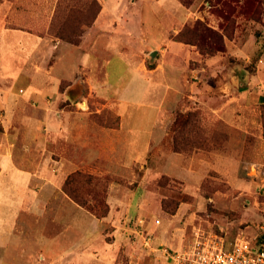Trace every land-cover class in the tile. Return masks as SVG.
Returning <instances> with one entry per match:
<instances>
[{
  "label": "crops",
  "instance_id": "1",
  "mask_svg": "<svg viewBox=\"0 0 264 264\" xmlns=\"http://www.w3.org/2000/svg\"><path fill=\"white\" fill-rule=\"evenodd\" d=\"M59 2L4 0L0 4V102H10L7 117L10 122L12 117H26V100L42 102L48 96L57 97L63 81H77L78 63L82 62L86 79L98 97L118 102L120 124H92L84 114L62 111L46 127L24 123L5 126L0 132V264H14L11 254L21 250L25 264H118V251L125 243V227L114 222L116 213L123 216L125 211L121 190L111 186L109 217L97 219L62 190L67 176L82 166L98 164L114 172L141 165L149 177L161 174L186 180L202 176L206 165L215 168L231 161L216 153L186 156L164 148L177 111L183 107L186 112L204 103L211 94V79L224 67L222 58H203L197 47L175 40L182 28L197 18L191 9L181 0H100L102 10L96 23L86 29L82 46L73 47L48 38ZM152 16L168 22L161 36L149 31ZM234 46L238 56L237 50H245L249 43ZM41 51L59 55L50 69L30 63L33 53ZM155 52L156 60L149 62L153 67H148L146 57ZM114 56L126 60L134 73L133 84L126 87L128 93L137 97L135 100L147 96L153 102L151 112L137 117L141 124L128 129L120 112L126 97L121 93L123 98H110L105 89L109 61ZM20 80L26 88L15 92ZM66 97L76 99L72 92ZM236 123L231 120L232 133L241 129ZM142 134L147 140L139 151ZM50 140L52 151L48 149ZM111 223L112 230L107 231ZM225 239L228 246L234 243Z\"/></svg>",
  "mask_w": 264,
  "mask_h": 264
},
{
  "label": "rangeland",
  "instance_id": "2",
  "mask_svg": "<svg viewBox=\"0 0 264 264\" xmlns=\"http://www.w3.org/2000/svg\"><path fill=\"white\" fill-rule=\"evenodd\" d=\"M91 1L60 0V8L66 10L60 15V19L65 21L70 16L75 17L77 22L81 17H78V9L87 8ZM181 1L197 17L195 20L191 19L193 21L185 26H193L195 22L201 21L225 38V50H222L219 47L220 35L211 36L203 32L206 36L203 37V43L207 44L208 37L211 36L218 45L211 47L214 54L212 57L200 54L203 58H222L224 67L219 69L214 79H211V94L205 98L204 103L197 107L191 106L192 108L186 112L182 111L183 107L177 111L195 112V117L185 132L188 142L184 146L186 156L203 153L207 157L210 153H216L230 157L231 161L225 160L215 168L206 165L203 177L186 180L161 174L152 178L146 175L147 169L141 165H129L121 171L108 172L104 167L95 164L82 166L70 173L63 182L62 190L70 199L86 203L98 214L105 212L108 205L109 212L107 211L104 218L92 214L100 220L107 219L111 212L109 204L111 186L115 184L120 188L123 206L121 203L116 206L118 208L121 206L125 211L123 216L121 212L116 213L117 219L114 222L125 227L123 236L125 243L119 248L118 264H170L165 259L163 250L187 246L197 229L224 234L231 242L238 238L246 239L254 246L257 244L259 246L264 236L261 229L264 226V181L250 169L251 165L264 168V12H260V7L264 8V0ZM74 7L76 10L74 14H68L67 11ZM193 7H198V10L194 11ZM167 24L165 20L152 16L149 20V31L155 36H161ZM202 29L205 31V27ZM48 38L69 44L58 37ZM83 40L82 36L77 46L69 45L80 47ZM234 43L238 47L249 43V47L237 50L238 56H235ZM218 47L221 52L214 50ZM44 51L33 53L30 63L40 67L44 64L50 69L59 55L56 52ZM256 58H259L257 62L254 61ZM146 60L149 67L151 56L148 55ZM78 64L80 66L77 81H63L57 97L48 96V99L42 102L24 101L23 109L27 113L24 118L12 117L13 121L10 122V118L7 117V105L9 106L10 102L1 101L0 132H4L6 125L12 124H39L46 127L51 124L53 118H58L62 111L72 115L84 114L92 124L118 126L120 124L117 116L118 102L98 97V92L93 90L94 86L86 79L84 63ZM193 66L192 64V69ZM108 69L106 94L110 98L115 95L122 97L121 93L124 94L126 98L122 97L124 102L120 106V112L124 117V127L131 128L140 123L137 122L138 116L141 117L143 114L146 116L152 111L150 108L153 102H150L147 96L139 101L135 100L137 97L126 90L129 83L133 84L135 77L126 60L114 56L109 61ZM34 70H37L36 67ZM19 87L26 88L24 80L15 84L14 91L18 92ZM67 92H72L76 99L68 100ZM217 113H220V116ZM232 119L236 120V124L241 128L237 129V133L230 131ZM202 136L206 139L219 137V143L213 149H209L208 146L200 148L196 140ZM138 140L137 150L141 151L147 137L142 134ZM49 142L48 149L52 151L53 142L51 140ZM164 148L171 152L165 140ZM79 172L83 173L75 176L66 186L68 178ZM116 193L117 191L114 199L117 197ZM145 193L150 194L148 199L145 198ZM112 226V223L109 224L107 231L112 230ZM11 259L14 264L26 263L22 250L12 252Z\"/></svg>",
  "mask_w": 264,
  "mask_h": 264
},
{
  "label": "trees",
  "instance_id": "3",
  "mask_svg": "<svg viewBox=\"0 0 264 264\" xmlns=\"http://www.w3.org/2000/svg\"><path fill=\"white\" fill-rule=\"evenodd\" d=\"M4 0H0V4ZM260 7V5L257 7V9ZM260 12H264V8L262 9L260 7ZM102 10V4L100 0H92L90 5L85 8H79L78 9V18L77 22L75 20V17H68L65 21L60 19L61 14H64L66 10L63 8H60V2L58 3L56 7L55 14L53 16V20L51 22L48 35L51 37H58L59 39L63 40L64 42H67L71 45L77 46L80 42V38L83 36L85 33L86 29L89 27H92L97 19L98 16L100 15V12ZM75 7L69 9L67 12L68 14H74L75 12ZM259 12V11H258ZM76 22V23H75ZM205 27V31L202 29ZM203 32L208 33L211 36H217L221 34H218L216 31L208 28L206 25H204L203 22L197 21L194 23L193 26L187 25L184 27V29L175 37V40L180 43H185L188 45L196 46L199 50V52L205 57H212V49L211 47H216L218 45V42H214L213 39L208 37V43L205 44L203 43V37L205 34ZM206 37V36H205ZM225 38L221 36V41H220V46L221 49L225 50ZM218 48H214L216 52H221V50ZM203 55V56H204ZM259 58H256L254 61H258ZM149 67H153L152 65H149ZM195 112H188V113H182L178 112L175 116L174 122L172 124L171 130H170V135L166 137L165 142L167 147L171 150V152L174 153H180V154H185L186 155V149H184V146L187 142V136H185V132H187V129L190 127V122L194 119L195 117ZM219 137H216L213 139L205 138L202 136L201 138H197L196 143L197 145L200 144V148H206L208 146L209 149L215 148L217 143H219ZM196 145V146H197ZM90 169V167H88ZM87 170V169H85ZM83 172L76 173L74 175H71L67 182L66 186L68 185L69 181L73 180V178L77 175H81ZM168 177V176H166ZM74 202L79 204L80 206L84 207L88 212L91 214H95L98 216V218H104L107 213L109 212L108 210V205L106 208V211L103 212L102 214L95 213L93 210V207L88 206L86 203L78 202L76 199H74ZM108 211V212H107ZM264 238V237H263ZM258 245V244H257Z\"/></svg>",
  "mask_w": 264,
  "mask_h": 264
},
{
  "label": "built area",
  "instance_id": "4",
  "mask_svg": "<svg viewBox=\"0 0 264 264\" xmlns=\"http://www.w3.org/2000/svg\"><path fill=\"white\" fill-rule=\"evenodd\" d=\"M250 169L264 181V168ZM261 229L264 232V226ZM163 254L172 264H264V238L259 246L240 238L228 246L224 236L197 229L187 246L165 248Z\"/></svg>",
  "mask_w": 264,
  "mask_h": 264
},
{
  "label": "water",
  "instance_id": "5",
  "mask_svg": "<svg viewBox=\"0 0 264 264\" xmlns=\"http://www.w3.org/2000/svg\"><path fill=\"white\" fill-rule=\"evenodd\" d=\"M156 56H157V53L156 52L151 54V58L152 59L156 58Z\"/></svg>",
  "mask_w": 264,
  "mask_h": 264
},
{
  "label": "bare ground",
  "instance_id": "6",
  "mask_svg": "<svg viewBox=\"0 0 264 264\" xmlns=\"http://www.w3.org/2000/svg\"><path fill=\"white\" fill-rule=\"evenodd\" d=\"M84 105V104H83ZM85 106V105H84Z\"/></svg>",
  "mask_w": 264,
  "mask_h": 264
}]
</instances>
